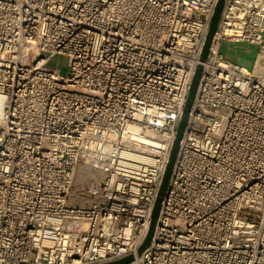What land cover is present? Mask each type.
I'll list each match as a JSON object with an SVG mask.
<instances>
[{
	"label": "built area",
	"instance_id": "built-area-1",
	"mask_svg": "<svg viewBox=\"0 0 264 264\" xmlns=\"http://www.w3.org/2000/svg\"><path fill=\"white\" fill-rule=\"evenodd\" d=\"M217 2L0 0V264H264V0H225L138 252Z\"/></svg>",
	"mask_w": 264,
	"mask_h": 264
},
{
	"label": "water",
	"instance_id": "water-1",
	"mask_svg": "<svg viewBox=\"0 0 264 264\" xmlns=\"http://www.w3.org/2000/svg\"><path fill=\"white\" fill-rule=\"evenodd\" d=\"M224 4H225V0H218L216 7H215V11L212 17V21L210 24V28L207 34V38L203 47V51L201 54V58H200V62L196 68L195 74L193 76L192 79V83H191V87H190V91L189 94L187 96V101L186 104L184 106V110L179 122V126L177 129V133H176V137L175 140L173 142L172 145V149H171V153H170V157L168 160V164L164 173V177H163V181H162V185L159 189L158 192V196L153 208V212H152V219H151V224H150V228L147 234V237L144 241V243L141 245V247L139 248L138 252L141 253L150 243L151 238L153 236L154 233V229H155V225H156V221L160 212V208H161V203L163 200V197L165 195V192L167 190V186L169 183V179L173 170V166L175 164L176 158H177V154L179 151V147H180V142L182 140L183 134H184V130L185 127L187 125L188 122V118H189V114L197 93V87H198V83H199V79L201 76V72H202V62H204L207 57H208V53H209V48L211 46L213 37L215 35V32L217 30V27L219 25L220 22V18H221V14H222V10L224 8ZM134 258L133 254H130L122 259H118L115 261H111V262H105V263H98V264H127L129 263L132 259Z\"/></svg>",
	"mask_w": 264,
	"mask_h": 264
},
{
	"label": "rangeland",
	"instance_id": "rangeland-1",
	"mask_svg": "<svg viewBox=\"0 0 264 264\" xmlns=\"http://www.w3.org/2000/svg\"><path fill=\"white\" fill-rule=\"evenodd\" d=\"M221 50L230 60L252 69L259 47L255 44L224 42ZM59 66L62 73H67L66 64Z\"/></svg>",
	"mask_w": 264,
	"mask_h": 264
},
{
	"label": "bare ground",
	"instance_id": "bare-ground-1",
	"mask_svg": "<svg viewBox=\"0 0 264 264\" xmlns=\"http://www.w3.org/2000/svg\"><path fill=\"white\" fill-rule=\"evenodd\" d=\"M90 173H91V171H90L89 169L85 168L84 171L81 172V174H80V178H81V179H84L85 176L88 175V174H90ZM84 200H85V199H81L80 201H81V202H84Z\"/></svg>",
	"mask_w": 264,
	"mask_h": 264
}]
</instances>
